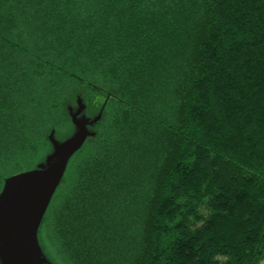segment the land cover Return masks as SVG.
Returning a JSON list of instances; mask_svg holds the SVG:
<instances>
[{"label":"trees","instance_id":"trees-1","mask_svg":"<svg viewBox=\"0 0 264 264\" xmlns=\"http://www.w3.org/2000/svg\"><path fill=\"white\" fill-rule=\"evenodd\" d=\"M78 97L102 117L43 219L59 264L264 260V0H0V192Z\"/></svg>","mask_w":264,"mask_h":264},{"label":"water","instance_id":"water-1","mask_svg":"<svg viewBox=\"0 0 264 264\" xmlns=\"http://www.w3.org/2000/svg\"><path fill=\"white\" fill-rule=\"evenodd\" d=\"M72 127L49 134L51 149L31 169L5 177L0 192V264H59L42 235L43 219L73 156L95 134L102 111L87 113L81 97L69 107Z\"/></svg>","mask_w":264,"mask_h":264},{"label":"clouds","instance_id":"clouds-1","mask_svg":"<svg viewBox=\"0 0 264 264\" xmlns=\"http://www.w3.org/2000/svg\"><path fill=\"white\" fill-rule=\"evenodd\" d=\"M214 259L216 261L219 262V264H223V261L227 259V257L225 255H222V254H216V256L214 257Z\"/></svg>","mask_w":264,"mask_h":264},{"label":"rangeland","instance_id":"rangeland-1","mask_svg":"<svg viewBox=\"0 0 264 264\" xmlns=\"http://www.w3.org/2000/svg\"><path fill=\"white\" fill-rule=\"evenodd\" d=\"M45 242L47 243V247L50 250V252L54 255V250L52 249V247L50 246V244L48 243V241L45 240ZM260 264H264V260Z\"/></svg>","mask_w":264,"mask_h":264}]
</instances>
